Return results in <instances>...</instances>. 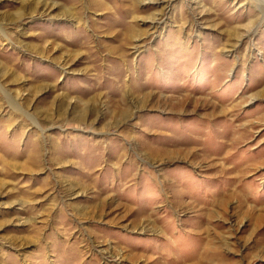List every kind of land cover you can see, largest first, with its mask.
Instances as JSON below:
<instances>
[{"label":"rangeland","instance_id":"374dc122","mask_svg":"<svg viewBox=\"0 0 264 264\" xmlns=\"http://www.w3.org/2000/svg\"><path fill=\"white\" fill-rule=\"evenodd\" d=\"M0 264H264V0H0Z\"/></svg>","mask_w":264,"mask_h":264}]
</instances>
